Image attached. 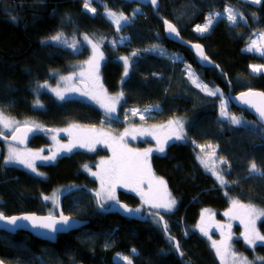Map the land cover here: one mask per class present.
Returning <instances> with one entry per match:
<instances>
[{"label":"trees","instance_id":"trees-1","mask_svg":"<svg viewBox=\"0 0 264 264\" xmlns=\"http://www.w3.org/2000/svg\"><path fill=\"white\" fill-rule=\"evenodd\" d=\"M103 1L117 15L122 12L129 18L134 9L139 11L116 31L103 16L88 14L85 0H0V111L14 121L51 131L76 124L110 127L112 132L121 133L127 123L158 125L180 120L185 140L170 143L163 154L152 155L148 161L176 201L173 211L159 214L168 236L160 219L161 227L150 223V218L139 223L105 214L90 193L76 190L62 200L61 209L66 216L86 221L87 226L58 235L54 244L26 232L15 236L0 233V260L4 264H120L114 260L119 254L127 256L131 264H218L209 242H217L232 199L264 209V176L249 171L253 162L264 170V128L244 109L230 104V111L241 123L232 125L221 119L222 98L193 86L186 68L194 70L205 87L218 90L227 99L230 87L232 93L252 89L264 93V74L249 72L252 65L264 66V56L247 51L253 37L264 34V0L257 6L242 0H158L157 14L137 0ZM227 7L243 14V19L238 17L232 24L220 16L206 34L196 32V26L206 23L210 12L224 14ZM164 20L176 26L183 41L200 44L215 67L202 68L188 48L169 42L163 34ZM71 31L99 41L104 58L100 67L103 88L111 95L123 93L116 121L104 122L103 114L89 104L58 102L49 93H39L40 85L55 84L53 73L68 74L73 64L87 60L89 51L79 46V39V51L51 39L58 33L65 39ZM122 35L130 41L119 45ZM152 47L167 51L171 57L152 54ZM123 57L130 60V73L124 82L119 62ZM37 101L43 109L35 107ZM147 107L160 110L147 116L134 113ZM45 136L32 138L27 147L48 148ZM202 146H210L216 162H223L217 174L227 182L224 186L202 167L198 149ZM5 153V143L0 141V212L6 216L24 212L48 215L50 203L45 197L56 190L72 186L95 190V183L82 168L87 165L95 171L108 156L101 149L95 153L75 151L54 164L38 165L39 175L35 176L6 166ZM115 196L119 203L135 209L140 206L141 196L130 187L118 185ZM205 210L213 212L203 226L208 235L197 228ZM239 230L235 226L231 235L238 261L246 257L264 264V245L248 248ZM257 230L264 235V219Z\"/></svg>","mask_w":264,"mask_h":264},{"label":"rangeland","instance_id":"rangeland-1","mask_svg":"<svg viewBox=\"0 0 264 264\" xmlns=\"http://www.w3.org/2000/svg\"><path fill=\"white\" fill-rule=\"evenodd\" d=\"M245 3H250L254 6L259 5V3H253L252 0H242ZM90 7L95 8L96 11L95 13L89 12L87 8L86 11L88 12V14L96 15L99 14L101 16H103L106 21L110 24V26H113V28L116 31H120L117 29V26L110 21L107 16H106V12L109 11L107 9V6L105 5V2L103 0H90ZM137 9H134L131 13V15L129 16V20L128 23L131 22L138 11H136ZM126 16V15H125ZM227 13H224L223 18H225L226 20H228L226 18ZM239 17V14H238ZM207 21V20H206ZM215 21H213L214 24ZM121 23L123 24L124 22L121 21ZM207 23V22H206ZM127 24V23H126ZM205 24V23H204ZM212 24V25H213ZM211 25V27H212ZM125 26V24H124ZM210 27V28H211ZM199 35L202 34H206L207 32L204 33H200L198 31H196ZM85 35L84 34H80L76 33L75 31H71L70 35L68 37H66L65 39L69 42V44H71L74 40L76 41L77 39H79L80 45H83L84 47H86L89 51V55L87 60L82 61L81 63L78 64H73L70 68V73L68 74H62V73H53V77L55 80V84H42L39 86V93L40 91H44L46 93H49L50 95H52L56 101L61 102V101H77V102H81V103H85V104H89L95 108L98 109V111H100L103 114L104 117V122L108 123L110 121H116L118 119V111L117 108L119 107V105L122 102V97L119 98L118 102L115 103V112L113 113H108L106 112L104 107H101V103L100 102H104V103H110V101L108 100V98L111 97H118L120 96L121 93H117L114 95L108 94L106 92V90H104L103 85H102V79H101V74H100V67L102 65L103 59L104 58H100V54L102 53L101 51V47L99 45V41L96 38H92L89 37L93 44L97 45V51L95 52V58H94V50L92 48L91 44H87L86 42H83V37ZM129 37L122 35V37L120 38L118 44L119 45H123L128 43ZM252 41H256V47L252 50L256 55L262 57V55H260V51H264V42L261 38V36L259 34L255 35L252 39ZM63 44V43H62ZM63 46H67L65 44H63ZM251 46V44H250ZM76 48L78 50L75 51H79L80 48H78V46L76 45ZM73 49V48H72ZM150 52L152 54H158L161 55L163 57H171V55H169V53L166 51H164L161 48H156V47H152L150 49ZM94 58V64L93 65H89L88 63H86V61H89L90 59ZM125 58V57H123ZM128 59V58H127ZM128 61V60H127ZM119 62L121 63L122 67L124 68V74H123V80L122 82H124V80L126 79V77L128 76V74L130 73V60L128 61L129 64L127 66V69L125 68V61L124 59L120 58ZM98 65V67H97ZM253 66V65H252ZM125 71H127V75H125ZM186 72L188 75L189 80L191 81V83L193 84V86L197 87L198 89H200L202 92H204L205 94L209 95V93H213V96H217L220 99L222 98L221 101V109H220V116L221 119H225L227 121H229L231 123L230 117L232 116H236L234 115L233 112L230 111L229 109V102L228 99L226 97H224L223 94H221L218 90H209L207 87H205V85H203L200 81V79H198L197 75H195V71L192 70L191 68L188 67V69L186 68ZM251 74L253 75H260V74H264V69L261 68L260 71L258 72H253L252 68L250 67V71ZM62 77H71L70 80H64L62 79ZM81 83H85L87 85V90L84 91L83 89H81V87L79 86V84ZM43 85H47V87H42ZM53 89H56L58 91H60L63 95H64V99L61 100L59 99V97L56 95V92L53 91ZM87 92L88 95H81V92ZM91 97H96L95 99L91 98ZM39 105H42L39 106ZM35 107L39 110L43 109V104L39 103L37 104V102L35 103ZM147 109H149V111H144V112H140L138 110H134V113H138V114H145V116L150 115V113L155 112L160 110L159 108L157 109V107H147ZM223 113V114H222ZM6 117V116H5ZM9 121H11V127L12 129L15 131L16 129L20 128V126H25V125H33L36 128H39L38 125H35L33 123H28V122H24V121H14L11 118H8ZM173 123H166V124H158V125H133V124H129L127 123L125 128L121 131V133H115L112 132L111 128L109 127V129L107 127H86V126H79L76 124L73 125H69L63 128H55L51 131V133L45 134L46 139L49 140V147L48 148H42L41 150L38 149H34V148H30V147H26V148H19V147H15L12 144H8L5 143V148H6V155L5 158H8L9 155V146H11L12 148H15L18 150V152L20 153H24V154H36L39 153L40 157H49V156H54V159L51 160H45V159H40V158H35L34 159V164L36 167V172H33L30 168L25 167L23 164H18V163H5L6 166L8 167H17L20 169H24L26 170L28 173H30L31 175H35L38 176L37 173L38 169L37 166L38 165H43V164H54L59 158L64 157V155L68 156L72 153H74L75 151H81V152H87V153H95L98 149H101L104 152H107L108 156L107 158L103 159L102 161H109L114 153H113V149L117 148L119 150L120 146H126L127 149H131L133 152H144L147 149H152V152L149 153L147 160L149 161V158L152 155H158L160 156L161 154H163L165 151L163 152H159L157 149L163 145L164 150L165 148L170 145V143H174V142H180V141H184V130H182V136L183 138L180 140H177L175 138V134L176 132L180 131L179 126L175 123V121H172ZM233 125V123H231ZM235 125V124H234ZM38 126V127H37ZM73 126H77L75 128H73ZM64 129H70L72 131V135H69L67 132L63 131ZM91 129H95L96 132L98 133H106L109 137H113L116 138V140L118 141L117 143H113L111 140H109L107 143H93L91 146L94 148V150L90 151L89 148L86 147H73L71 151H67L66 150V145H69L70 143H72L73 141H77L79 138L85 136L88 132V130ZM128 130V135L124 136L123 141H119V137L125 133V130ZM133 129H138V130H149L151 131V135H144V134H140L139 132H133ZM0 131H3L5 133V137H9L14 131H7L5 129H3V126L0 125ZM53 137H55V139H53ZM100 139H103V137H100ZM159 141V143H158ZM138 142H142L144 144V146L140 145ZM111 145V146H109ZM200 151V157L199 160L201 162L202 167H204L206 170H208L210 172V174L212 176L216 175L213 174V172L217 173V169L219 168V165H223L222 161H217L215 159V153L213 152V149L210 146H202L200 148H198ZM27 158H31V156H27ZM5 159V160H6ZM203 161V163H202ZM148 164L150 165V163L148 162ZM214 166V167H213ZM102 165H100L99 167H97V170H92L89 166L88 169H86L85 167L82 168V171L85 175L89 176L92 181L95 183L94 186L95 190H93L96 194L98 192H101V181L98 178L101 174H102ZM151 167V166H150ZM152 171V169H151ZM95 172L97 173L96 176L92 175V173ZM152 174L154 175V177L158 178L156 176L155 173ZM217 180V178H216ZM118 186V185H117ZM142 187L145 189V191L147 190V184L142 185ZM154 187H159V186H155ZM117 188V187H116ZM167 188V186H166ZM63 190H56L54 194H52L48 199H46L45 201L50 203V207H49V211L47 212L48 215H56L57 209V202L58 199L57 197L59 196V194L62 192ZM162 191V189H161ZM168 192V189H167ZM169 193V192H168ZM95 198V197H94ZM170 198L174 199L173 196L170 193ZM117 200V196H115L114 200H107L105 202L104 199L100 198V202L101 204H103L104 208H108L109 205L113 204L114 202H116ZM140 200V199H139ZM175 200V199H174ZM176 204L173 206L172 210L175 208ZM140 209V213L141 212H146V211H153L156 212L158 214H163V213H169L171 211H165L164 209H155L150 207L148 204H145L142 199L140 201V206L138 207ZM259 209V208H258ZM213 216V212H209V211H202L201 212V216L200 219L198 221V225L197 228L199 231H201L199 228L204 226V223ZM225 221L222 222L223 224L218 229V239H217V246L221 247L222 250V256L223 259L221 258V256L217 255L216 252V248L213 247V243L209 242V245L211 246L212 249V253L215 257V260L218 264H241L240 260L238 261V256L235 253V248L234 245L232 243V238L228 239L229 233L232 235V231L235 228V226H239L240 230V236L243 240V243H245V245L249 248H254L256 246L264 245V241H259L257 240L254 245H249L248 243H246L245 239H244V233H245V227L243 224L240 223L239 219H233L231 218V216H225ZM264 217H261L259 219L256 220L255 222V226L257 229L258 223L260 220H263ZM150 223H153L156 226H159V221L157 218L152 217L150 219ZM228 225H231V228H228ZM227 240V243L230 245L227 253H224L223 251V245L221 244L222 241ZM211 243V244H210ZM122 257H125L124 255H116L114 257V260L120 264H126V262L122 259Z\"/></svg>","mask_w":264,"mask_h":264},{"label":"snow or ice","instance_id":"snow-or-ice-1","mask_svg":"<svg viewBox=\"0 0 264 264\" xmlns=\"http://www.w3.org/2000/svg\"><path fill=\"white\" fill-rule=\"evenodd\" d=\"M253 3H260V0H252ZM151 4L153 7H156L158 5V0H151ZM85 8L88 9L89 12L95 13L96 9L90 7V0H85ZM136 11H139L137 9ZM225 12L227 13L226 18L229 20L230 23L235 24L238 20V13L235 9L231 7L225 8ZM223 13H213L210 12L207 17V23L203 25H197L196 31L200 33L207 32L211 25L213 24V21L217 19L218 17L222 16ZM107 18L112 21L116 26L118 30H122L124 27V24L128 23L129 18L125 16L122 12L117 15L116 12L113 11H107L106 12ZM239 19H243V14H239ZM121 21L124 23L122 24ZM164 24L167 26V31L170 34H174L176 36H179V32L172 23H170L168 20H164ZM261 38L264 39V34H261ZM51 39L57 43H63L69 47H72L74 50H78L76 48V41L74 40L71 44L66 39H63V33H58L56 36L51 37ZM83 42H86L87 44H91L92 48L94 50V58H95V52L97 51V45L93 44L92 40L85 35L83 37ZM257 42L252 41L251 46L247 49V51H252L256 47ZM195 48L200 49V45H194ZM203 56V52L201 50L200 53ZM135 55V53H133ZM260 55L264 56V51H260ZM94 58L90 59L89 61H86L89 65L94 64ZM100 58H103V54H100ZM204 59H207V57H203ZM125 61V68L127 69L128 61L127 58H122ZM98 67V65H97ZM264 66L261 65H253L251 66L253 72H258L261 70V68ZM125 75H127V71H125ZM64 80H70L71 77H62ZM42 87H47V85H43ZM53 91L56 92V95L59 97V99L63 100L65 97L64 95L56 90L53 89ZM213 93H209V95H212ZM81 95H88L87 92H81ZM123 93L120 94L118 97H111L108 98L110 103H101V107H104L106 112L113 113L115 112V103L118 102L119 98L122 97ZM243 95H248V93H244ZM261 97H264V93H259ZM95 99L96 97H91ZM245 103H248L245 101ZM37 104L39 102L37 101ZM42 107V105H39ZM253 107H256V105H252ZM256 110L259 112L262 119H264V107H256ZM145 111H149V109H145ZM223 114V113H222ZM144 117L141 116V119ZM231 123L235 125H239L241 123V120L236 117L232 116L230 117ZM11 121L8 120L7 117L4 116L3 112L0 111V125L3 126V129L7 131H14L11 127ZM170 124L173 123L172 121L169 122ZM175 123L179 126L180 131L176 132L175 138L177 140H180L183 138L182 136V130H183V124L180 120H176ZM38 127V126H37ZM77 126H73L75 128ZM18 131V129H16ZM63 131L67 132L69 135H72V131L70 129H64ZM134 133L139 132L140 134L144 135H151V131L149 130H138L133 129ZM128 130H125V133L122 134L119 137V141H123L124 136L128 135ZM5 133L3 131H0V137H4ZM100 137H103V139H100ZM6 138V137H5ZM13 139H16V137L13 135ZM55 139V137H53ZM109 140H111L113 143H117L118 141L116 138L109 137L106 133H98L95 131V129L88 130L87 134L81 138H79L77 141H73L69 145H66V150L71 151L73 147H88L90 151L94 150V148L91 146L93 143H107ZM159 143V141H158ZM111 146V145H109ZM159 152L164 151L163 145H161L158 149ZM152 152V149H147L144 152H133L131 149H127L126 146H120L119 150L117 148L113 149V157L109 161H101L102 167V174L98 177L101 181V192L97 193V196L104 199L105 202L107 200H114L115 199V189L117 185L123 186V187H130L133 191H137L138 194L141 196L142 201L145 204H148L150 207L155 209H164L165 211H171L173 206L175 205L176 201L174 199L170 198V193L167 192L165 181L159 178L154 177L151 171V167L148 164V155ZM31 156V158H27V156ZM40 158L45 160H51L54 159V156L49 157H40L39 153L36 154H24L18 152L17 149L12 148L9 146V155L8 158L5 160V163H18L23 164L25 167L30 168L33 172H36V167L34 164V159ZM203 163V161H202ZM86 169H88V166H84ZM251 173H255L259 176H264V170H260L257 168V165L253 162L251 164V167L249 169ZM39 175V173H37ZM214 175H216L217 180L220 182L221 186H224L227 182L225 181L224 177L222 175L217 174L216 172H213ZM92 175L96 176L97 173L93 172ZM147 184V190L142 187V185ZM159 186V187H154ZM162 189V191H161ZM227 195V193H225ZM45 199H48L45 197ZM119 203V201H116ZM232 207L229 208L227 212L224 213L225 216H231L233 219H239L240 223L244 225L245 227V233H244V239L246 243L249 245H254V243L259 241H264V235H261L259 231L256 229L255 222L257 219L264 217V209H257L255 206L251 204H244L241 203L238 199H232L231 201ZM104 205L101 204L100 207H103ZM122 208L125 209L127 212H139L140 209H129L126 205H120ZM207 211V210H205ZM158 214V213H157ZM162 219V217H161ZM20 221H28L31 224V227L36 229H47L48 231L55 233L57 231L70 228L72 227V222L70 221L69 217L64 216L62 213L60 215L59 220H55L53 217H33V216H6L4 213L0 212V224L9 226L12 229H15L17 227H20ZM57 225H60L61 227L58 228ZM223 227V226H221ZM228 228H231V225H228ZM201 231L208 235L207 231L201 227ZM228 239H231V234L229 233ZM221 244L223 245V251L224 253H227L230 245L227 243V240L222 241ZM177 250L179 251V245L176 246ZM213 247L216 248V252L218 256H222V250L221 247L217 246L216 241H213ZM122 259L126 262V264H131V260L125 256L122 257ZM259 259V258H258ZM241 264H255L254 261H249L246 257L242 258Z\"/></svg>","mask_w":264,"mask_h":264},{"label":"water","instance_id":"water-1","mask_svg":"<svg viewBox=\"0 0 264 264\" xmlns=\"http://www.w3.org/2000/svg\"><path fill=\"white\" fill-rule=\"evenodd\" d=\"M140 2H144L147 3L148 5H150L151 9H152V13H156V11L159 8V2L158 5L156 7H153L151 4V0H137ZM163 23V34L165 36V38L171 42L172 44H178L180 46L185 47L186 49L188 48L190 53L193 55L196 64H199L202 68L204 69H209V68H213L215 67V64L209 59H204L203 57L206 56V53L204 52L203 47L200 45V49H197L194 47V43H189V42H185L182 40L180 34L179 36H176L174 34H170L167 31V26L164 24V21H162ZM201 50L203 52V56L200 54ZM207 57V56H206ZM79 86L81 87V89H83L84 91L87 90V85L85 83H81L79 84ZM244 93H248V95H243ZM259 93H261L260 91L257 90H245L239 93H232V87L229 88V91L227 93L228 95V100H229V104L233 105L234 107H236L237 109H241V110H245L249 115H251L256 122L261 125L264 128V119L261 118L259 112L256 110V107H264V97H261L260 95H258ZM245 101H247L248 103H245ZM252 105H256V107H253ZM51 130L50 129H42V130H38L33 126H20V128H18V131L15 130L9 137H0V141L4 142V143H8V144H12L16 147L19 148H26L28 146V144L30 143L31 139L36 137V136H42V134H48L50 133ZM13 135L16 137V139H13ZM85 190L86 192L90 193L93 197H95L96 200V206L99 207V209L104 212L105 214H115L119 217H123L126 218L128 220H133L139 223L145 222L147 221L148 217L155 215L153 213L150 212H146V213H140V212H127L125 211L124 208H122L120 205H126L122 202L117 203L114 202L113 204L109 205L108 208H104V207H100L101 202H100V197L97 196V194L89 189V188H85L82 186H76L70 189H67L65 192L61 193L57 199V213L56 216H51L53 217L55 220H59L60 219V215L61 213L66 216L61 207H62V200L66 197V195H68L71 192H76V190ZM127 206V205H126ZM127 208L129 209H135L131 206H127ZM33 216V217H49L50 215H39V214H31V213H24V214H18V215H14V216ZM70 221L72 222V227L70 228H66L60 231H57L55 233H52L50 231H48L47 229H40V228H32L31 224L28 221H20V227H17L15 229L10 228L9 226H5L0 224V233H7L8 235L11 236H15V234L19 233V232H23V233H28L29 235H31L33 238L38 239L42 242H49V243H56V239L57 236L60 234H68L69 232L72 231H77L78 229L85 227L88 225V223L86 221H83L81 219H76L74 217L68 216ZM160 221L162 220L161 217L159 216ZM161 225H163V222L161 221ZM58 228H60V225H57ZM163 231L165 233L166 236H168L167 231H166V226L163 225ZM174 246H175V251L178 255V257L181 258V254L180 252L177 250V242L174 241ZM0 264H4L1 260H0ZM6 264V263H5Z\"/></svg>","mask_w":264,"mask_h":264},{"label":"bare ground","instance_id":"bare-ground-1","mask_svg":"<svg viewBox=\"0 0 264 264\" xmlns=\"http://www.w3.org/2000/svg\"><path fill=\"white\" fill-rule=\"evenodd\" d=\"M73 187H75V186L69 187V188H67V189H70V188H73ZM67 189H66V190H67ZM66 190H65V191H66ZM82 190H83V189H82ZM65 191H63V192H65ZM63 192H61V193H63ZM61 193H60V194H61ZM71 193H73V192H71ZM69 194H70V193H69ZM69 194H68V195H69ZM66 196H67V195H66ZM146 212H150V213L155 214V215H152V216L148 217V219H149V218L151 219L152 217H155V218L159 219V216H160V215L157 214L156 212H153V211H152V212H151V211H146ZM146 212H143V213H146ZM24 213H28V212H24ZM141 213H142V212H141ZM31 214H34V213H31ZM14 215H18V214H14ZM50 216H52V215H50ZM54 216H56V215H54ZM189 264H190V263H189Z\"/></svg>","mask_w":264,"mask_h":264}]
</instances>
